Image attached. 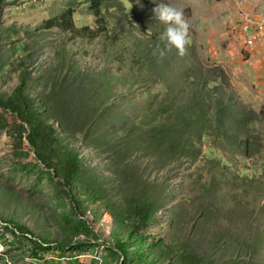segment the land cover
Returning <instances> with one entry per match:
<instances>
[{"label":"rangeland","instance_id":"rangeland-1","mask_svg":"<svg viewBox=\"0 0 264 264\" xmlns=\"http://www.w3.org/2000/svg\"><path fill=\"white\" fill-rule=\"evenodd\" d=\"M100 3L1 2L0 102L33 105L0 104V264H264V0Z\"/></svg>","mask_w":264,"mask_h":264},{"label":"trees","instance_id":"trees-1","mask_svg":"<svg viewBox=\"0 0 264 264\" xmlns=\"http://www.w3.org/2000/svg\"><path fill=\"white\" fill-rule=\"evenodd\" d=\"M92 1V4H91V8L94 12V14L97 16V15H100V9H101V0H91ZM1 2L2 0H0V5H1ZM64 16H61L60 19L56 22L54 21H51L50 22V25L53 26L55 24H57L62 30H64L65 32H69L71 31L73 34H77L78 31L77 30H74V27H75V24H74V20H73V17H72V14L67 10L64 12ZM90 31V30H89ZM27 33H30V32H27ZM156 44H159V46L161 47L162 43L160 40H157L156 41ZM24 81H22V83H20L16 89H15V92H14V95L8 99L7 103H3V102H0V104L2 106H5L6 108H11L12 110H15V111H19L21 113H25L28 111V107L32 106L33 105V100H32V97L26 93L25 91V88L26 86L24 85L23 83ZM193 95H194V98H196V100L198 99V96H200L199 92H196V90H194L193 92ZM214 98L217 99V97L215 96ZM203 99V98H202ZM216 99L213 100L212 102V105H213V108L218 112V114H212L214 117H216V120L219 118L220 120V123L221 124H218L217 125V128L221 130V125L223 124V118H224V114H222V112H219L217 110L218 106H221V101L218 100L216 101ZM204 100V99H203ZM202 102L199 103V105L197 103L193 104L191 107H179V111L181 112H184L185 109H189V110H201L202 112L204 111V104H202ZM221 111L225 112V109L224 107H221ZM202 115H206V113H202ZM213 117V118H214ZM206 119V118H205ZM207 120V119H206ZM31 129H32V137L31 138H34L35 135L36 137H40L42 136L43 134L48 137L49 134L46 133V131H48L49 129H52L51 126H47V125H43L41 123V126H38L37 124H32L31 125ZM184 129H187V127L185 126ZM163 129H160L159 131H162ZM49 132H53L52 130H50ZM169 132L173 133V135H176L178 133V131H173V130H170ZM162 133V132H161ZM32 141V139H31ZM176 141V140H174ZM33 143V141H32ZM48 152L51 153V159H54V158H57V157H60V153H65L67 150H71V151H74L73 149H69V148H66L65 150H61V151H57L56 148H53L52 146L48 145ZM74 153L71 152V155H73ZM76 173V167H72V169L70 168L69 170H66L64 172V175H65V180L66 181H71L73 176L75 175ZM142 214V215H141ZM139 216H142V217H145L146 216V213L145 211L142 212ZM142 220V219H141ZM144 221V220H142Z\"/></svg>","mask_w":264,"mask_h":264},{"label":"clouds","instance_id":"clouds-1","mask_svg":"<svg viewBox=\"0 0 264 264\" xmlns=\"http://www.w3.org/2000/svg\"><path fill=\"white\" fill-rule=\"evenodd\" d=\"M153 11L159 21L167 25L165 31L167 51L175 48L178 55L183 56L190 30V24L186 20L183 11L167 3H159ZM160 55L161 57L165 56L166 50H160Z\"/></svg>","mask_w":264,"mask_h":264},{"label":"built area","instance_id":"built-area-1","mask_svg":"<svg viewBox=\"0 0 264 264\" xmlns=\"http://www.w3.org/2000/svg\"><path fill=\"white\" fill-rule=\"evenodd\" d=\"M249 36V35H248Z\"/></svg>","mask_w":264,"mask_h":264}]
</instances>
